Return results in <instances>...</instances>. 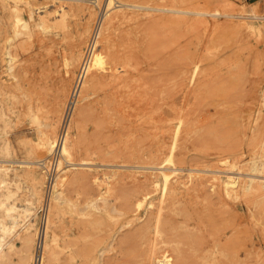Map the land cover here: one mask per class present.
Wrapping results in <instances>:
<instances>
[{"label":"rangeland","instance_id":"obj_1","mask_svg":"<svg viewBox=\"0 0 264 264\" xmlns=\"http://www.w3.org/2000/svg\"><path fill=\"white\" fill-rule=\"evenodd\" d=\"M29 1L34 21L36 17L45 13L51 15L57 9L66 11L60 25L51 21L52 28L31 27L29 32L20 25L26 20L23 2L6 0L3 5L0 0V181L2 177L7 180L4 186L0 183V194L8 187L12 190L9 199L3 198L0 221L7 222L4 212L8 204L17 206L14 211L18 215H22L21 210L27 206L31 209L29 218H32L33 232H36L40 225L39 211L45 201L46 174L38 163L51 160L53 156L39 143L42 137L50 135V130L56 129L57 133L77 67L87 60L88 44L83 49L89 38H100V23L113 10L114 0H90L81 4L73 0ZM118 1L142 5L141 9L121 7L123 12L131 15L139 12L140 15L144 12L158 15L162 14L159 10L163 8L183 12L172 14L179 18L180 23L176 19L170 21V18L164 19L165 22L162 19L150 22L143 18L141 21L139 17L130 22L120 19L113 24L112 37L116 41L113 49L130 58L129 71L124 73L127 87L122 84L119 89H112L113 97L116 95L114 110L104 114L98 113L96 107L103 91L77 98L68 137L73 145L74 163L86 162V166L76 165L75 170L64 173L62 194H124V188L142 180L145 170L138 168L143 165L137 158L143 142L140 128L157 121V118L171 119V115L167 117L165 112L172 104L187 118L189 159L180 162L179 142L171 161L167 160L166 146L157 159L158 164L161 163L160 166L167 171L173 167L181 168L177 176L184 181L188 179L186 169L192 168L195 171L191 175L200 172L208 180V185L221 183L226 174L236 178L239 187L242 181L248 180L240 174L246 170H237L236 167L232 171L226 170L229 169L228 160L240 156L239 147L233 144H239L242 128L246 130L251 123L260 121L259 115L264 117V95H261L264 94V0ZM83 7H87L85 11ZM88 11L93 13V17L85 34L87 22L82 18L87 17ZM250 11L262 20L239 16L241 12L247 14L245 12ZM15 19L20 21L13 24ZM78 21L82 28L80 38L84 42L82 51L79 47L65 51L63 38H68ZM119 65L117 62L116 66ZM194 67L196 71L192 77ZM72 68L74 71L60 92L57 90L58 78L62 72ZM119 90L124 94L120 100ZM29 113H32L31 117ZM227 149L231 152L227 153ZM214 176L216 180L211 182ZM75 177H86L85 187ZM108 186L113 191H107ZM238 194L237 198L227 199V205L220 208L206 201L200 202L197 233L204 234L208 240L221 238L222 234L225 237H222L220 251H215L204 262L189 261L191 264H264V212L260 213L264 209V199H259L254 191H244L242 195L240 191ZM94 209L95 206L87 208L88 219L97 215ZM18 220L21 224L8 233L0 232L4 255L1 264H31L27 258H22L19 240L26 218L23 220L18 216ZM86 228L91 240L104 233L105 226L93 222ZM55 234V254L44 256L43 264L62 262L60 224H57ZM34 238L35 234L33 247Z\"/></svg>","mask_w":264,"mask_h":264},{"label":"bare ground","instance_id":"obj_2","mask_svg":"<svg viewBox=\"0 0 264 264\" xmlns=\"http://www.w3.org/2000/svg\"><path fill=\"white\" fill-rule=\"evenodd\" d=\"M14 1L16 3L17 1H22L24 4L26 9V20H23L20 25L22 28H27L29 32L31 31V27L48 29L52 28L53 24L59 23L60 25L64 22L66 11L62 8L51 12V15L48 13L42 14L36 17L37 20L34 21L31 2L29 0ZM73 1H80L79 4H81V2L90 0ZM1 2L4 5L6 0H1ZM115 2H117V4H115ZM113 3V10L110 11L104 21L100 23V38H89L83 49L85 50L88 44L89 51L85 55L87 60L84 61L83 65H78L73 84L72 86L70 85L71 92L77 81L74 100L70 105L68 113L65 115L70 92L68 93L69 95L65 107H63L64 111L61 117V122H59L60 125L57 133L56 129H52L51 131V128L48 125L51 132L50 135H46V137L44 136L42 139L40 138L41 142L39 145H41L49 155L55 152L59 156L54 164L51 190L46 202L47 211L42 225L43 234L41 237V252L38 256V264L44 263V256L50 257V255L53 256L55 254V229L57 224H60L61 226V264H189L191 261V263L204 262V260L214 254L215 251H220L219 246L222 245L221 240L225 235L222 234L221 238L208 240L204 234L200 235V233H197L199 229V214L201 211L200 202L206 201L207 203L209 202L215 206L217 205L220 208V206L227 205V199L237 198L240 191L241 195L244 191H254V193H257L255 195L259 199H264V117L261 115H259L260 121L257 120L254 123H251L246 130L242 128L240 131L239 144H233L235 147H239L240 156L237 157V159L228 160L229 169L226 170L230 171L235 167L237 170H246V173L240 174L247 177L248 180L242 181V183L239 184V187H237L239 181L237 182L236 178L226 174H224L225 178L221 183L218 182V184H215L214 182V184L208 185V180L200 175V172L198 175H195L197 172H194L195 176L191 175V172L195 171V169L192 168L186 169L188 172V179L184 181L181 177L177 176V172L182 171L181 168L173 167L167 171L163 166H160L161 163L158 164L157 159L160 157L159 155L166 146L168 151L167 160L171 161L172 154L175 148L179 146V142L180 149L178 151V156L180 162H186L189 159L187 154L188 149L186 147L188 144L186 141L190 129L187 127V118L185 119L182 116L183 113L181 114L180 111L176 110L172 104L170 105V109H168V111L166 109L165 112L168 114L167 117L171 115V119L165 120L157 118V121L152 123L148 122V126L140 128V131L142 130L140 135L143 142L140 146V155L137 158L141 159L140 164L143 165L138 166V168L145 170L142 174V180L132 183L128 188H124L126 189L124 194H62V182L65 177L64 173L68 170H75L76 165L86 166V162L74 163L72 154L73 145L68 137V128L70 126L71 116L77 105V98L79 95L86 97L92 95L96 91H103L101 96L102 99L97 101L99 106L96 104V107L98 113L104 114V112L106 113L107 111L112 110L114 106L113 100L116 99V95L113 97L112 89L118 88L122 84H126L124 83L126 78L124 77V73L129 71L127 69L128 65L130 66V58L125 55L124 52L120 55L118 50L115 51L113 49L114 42H116L115 37H112V33L114 36L112 30V28H114L113 24L120 19L129 21L131 19H138L139 17H141V21L142 18L144 20H149L150 22L154 20L157 22L159 19L164 21V19L170 18V21L171 19H176V22L180 23L179 18L174 17L172 14L183 12L181 10L170 8H160L161 10L158 8L162 14L156 15L144 12L140 15L139 12L138 14L132 13L131 15L130 13L123 12L124 10L122 11L121 7L127 6L129 10V7L135 9L142 8V5L139 6L135 1L134 3L136 4H126V1L119 2L118 0H114ZM176 3H174V5ZM14 7L15 10H18L16 5H14ZM86 8L87 7H83V10L85 11ZM130 11L132 12V10ZM146 11H148V9ZM165 13L171 15L167 16ZM245 13L247 14L241 12L239 16L255 20H262V18H264L257 16L251 11ZM196 14L202 13L196 12ZM92 17L93 13L88 11L87 17L82 18L87 22L85 34L89 31ZM123 20L121 21L123 22ZM19 21V19H15L13 24L18 23ZM51 21H53V24L50 23ZM175 25L177 26V24ZM256 28L260 29L258 26ZM81 30L80 21H78L68 38H63L65 51L76 50L75 48L78 47L79 50L82 51V43L84 45V42L83 38H80ZM14 35H16V33H14ZM130 35H132L131 32ZM117 62H119V66H116ZM75 66L76 65H74V67ZM73 68L65 73L62 72L61 76L58 78L59 86L57 87V90L60 92L63 85L65 86L64 82L67 81V77L73 73L75 69ZM195 71L196 67L193 68V72L191 73L192 77ZM79 73L80 76L78 79ZM124 87H127V84L124 85ZM119 91L117 92L119 93ZM120 93L121 94H119L118 98L121 97V95H124L123 92L120 91ZM120 99L121 98L118 100ZM117 104L121 105V102H118ZM162 111L161 113L164 114V109H162ZM29 114L31 117L32 113ZM33 115L35 114L33 113ZM101 122L102 119L98 122L99 132ZM230 143V145H232V142ZM99 149L102 148L99 147ZM228 151L230 150L227 149V153ZM134 153L136 152H133V154ZM244 155L247 157L245 158ZM224 159L226 158L224 157ZM190 160H193V157H190ZM62 161L65 162V165H62ZM48 163L49 160L46 162L42 160L39 161L38 165L45 168L44 172H46ZM59 172H61V174L56 175ZM94 178L97 179L96 176ZM1 179V186H4L7 180L6 178L3 179V177ZM57 179L59 180L57 181ZM74 179L80 181L85 187L86 177H75ZM214 180H216L215 176L212 178L211 182ZM96 182L97 181L95 180V183ZM7 185H9V183H7ZM108 187L109 189H107V191H113L110 186ZM11 191L8 187L0 194V206L4 204L3 198L9 199L8 197L11 195ZM97 201L98 205H96ZM92 206H95L94 210L97 215L88 219L87 208L91 207L92 209ZM16 207L17 206H13V204H8L5 208L4 215L7 222L0 221V232L4 233L7 231L8 233L12 228L18 225L20 223L18 216H21V218L23 217V220L26 218V220L23 221L24 223H22V233L19 236V240L21 241L22 246V258H27L31 261V264H33L36 253L38 228L36 232H33L34 225L32 224V218H29L31 216V209L29 207L26 206L23 211L21 210L22 215H18L17 212L14 211ZM39 208H41V206ZM198 209L200 211H198ZM262 212H264V209L260 210V213ZM93 222L103 224L105 226L103 229L104 233L89 240L86 227ZM34 234L35 241L33 247L32 242ZM1 240L3 241L2 238L0 241ZM2 247L3 245L0 244V264L2 263L4 256Z\"/></svg>","mask_w":264,"mask_h":264},{"label":"built area","instance_id":"obj_3","mask_svg":"<svg viewBox=\"0 0 264 264\" xmlns=\"http://www.w3.org/2000/svg\"><path fill=\"white\" fill-rule=\"evenodd\" d=\"M88 48H89V46H88ZM88 48L86 49V54L89 51ZM79 76H80V73L78 74V79H79ZM76 84H77V81L75 82V86L73 87V89H72V91L70 93V96H69V99H68V104H67V110H66L65 115L68 113L70 105H71L72 101L74 100V92H75ZM51 156H52L51 160H49L48 167H47V170H46V172H47L46 173V182H45V187H44L45 201H44V204H43V208H41L40 211H39V212H41L40 225L38 227V233H37V238H36V253H35V260H34L33 264H38V256H39V253L41 252V237H42V234H43V232H42L43 231L42 230L43 226L42 225L44 223L45 216H46V213H45L46 207L45 206H46L48 194L50 193V190H51V181H52V177L54 175V170H53L54 169V164H55L54 161L57 160L56 157H58L59 155L54 152V153L51 154ZM55 158H56V160H55Z\"/></svg>","mask_w":264,"mask_h":264}]
</instances>
